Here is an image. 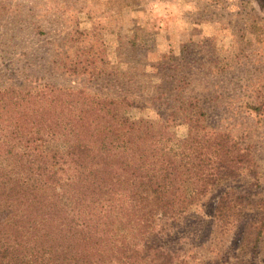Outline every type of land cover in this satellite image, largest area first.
Listing matches in <instances>:
<instances>
[{
    "label": "trees",
    "instance_id": "trees-1",
    "mask_svg": "<svg viewBox=\"0 0 264 264\" xmlns=\"http://www.w3.org/2000/svg\"><path fill=\"white\" fill-rule=\"evenodd\" d=\"M130 71H115L117 93L108 99L66 87L0 90V264H198L182 250L190 238L181 221L237 164L251 162L249 152L226 134L176 136L171 117L182 113L191 125L204 113L186 109L190 101L172 104L165 91L149 104L157 122L131 117L144 100ZM242 201L224 192L209 227H186L226 235ZM257 203L241 247L263 236Z\"/></svg>",
    "mask_w": 264,
    "mask_h": 264
},
{
    "label": "rangeland",
    "instance_id": "rangeland-1",
    "mask_svg": "<svg viewBox=\"0 0 264 264\" xmlns=\"http://www.w3.org/2000/svg\"><path fill=\"white\" fill-rule=\"evenodd\" d=\"M82 68L80 78L73 70ZM128 69L144 100L131 117L157 122L149 104L165 91L172 104L190 101L186 109L204 113L191 125L182 113L171 117L176 136L226 134L249 152L251 162L187 212L182 250L198 264H264V233L256 247L239 244L264 202V0H0V90L66 87L108 99L115 71ZM92 73L98 81L87 82ZM224 192L247 199L235 206L234 228L220 235L195 226L209 227Z\"/></svg>",
    "mask_w": 264,
    "mask_h": 264
}]
</instances>
